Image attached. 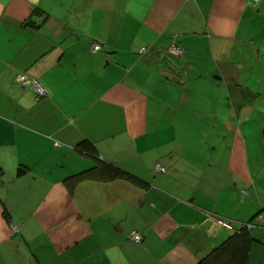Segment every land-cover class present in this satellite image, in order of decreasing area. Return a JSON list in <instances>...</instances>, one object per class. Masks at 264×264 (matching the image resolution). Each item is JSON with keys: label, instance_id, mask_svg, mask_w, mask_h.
I'll list each match as a JSON object with an SVG mask.
<instances>
[{"label": "crops", "instance_id": "obj_1", "mask_svg": "<svg viewBox=\"0 0 264 264\" xmlns=\"http://www.w3.org/2000/svg\"><path fill=\"white\" fill-rule=\"evenodd\" d=\"M97 160L136 181H68ZM241 231L264 264V0H0V264H199Z\"/></svg>", "mask_w": 264, "mask_h": 264}, {"label": "trees", "instance_id": "obj_2", "mask_svg": "<svg viewBox=\"0 0 264 264\" xmlns=\"http://www.w3.org/2000/svg\"><path fill=\"white\" fill-rule=\"evenodd\" d=\"M83 150L91 156H96L97 154L96 147L88 140L83 142ZM120 177L135 180L131 174L121 167L109 162L97 160L91 168L71 176L68 181L73 184L85 179L111 180ZM251 239L247 232H238L229 237L222 245L215 248L199 264H243L247 257L246 251L249 248Z\"/></svg>", "mask_w": 264, "mask_h": 264}, {"label": "built area", "instance_id": "obj_3", "mask_svg": "<svg viewBox=\"0 0 264 264\" xmlns=\"http://www.w3.org/2000/svg\"><path fill=\"white\" fill-rule=\"evenodd\" d=\"M101 48L102 46L99 43H93L91 46L92 51H97ZM147 51L148 48L143 47L140 50V54H145ZM167 52L174 56L180 57L183 56L184 49L180 46L179 43L174 42L167 48ZM17 81L20 85L28 86L30 89H32L38 98H42L47 94L45 86L36 77L22 73L18 76ZM156 169L159 172H166V169L160 164L156 165ZM13 229L16 230L17 226L13 225ZM129 241L133 243H141L143 241V236L140 232L134 230L129 236Z\"/></svg>", "mask_w": 264, "mask_h": 264}]
</instances>
